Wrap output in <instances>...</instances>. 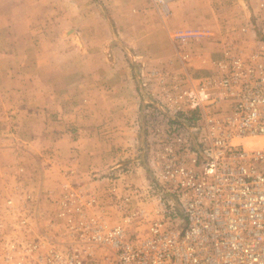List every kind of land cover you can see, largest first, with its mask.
<instances>
[{"label": "built area", "instance_id": "obj_1", "mask_svg": "<svg viewBox=\"0 0 264 264\" xmlns=\"http://www.w3.org/2000/svg\"><path fill=\"white\" fill-rule=\"evenodd\" d=\"M153 1L168 12L169 0ZM202 36L212 35L173 33L181 47ZM222 43L205 72L138 71L150 175L108 185L117 222L98 195L76 189L60 200L61 226L38 225L36 193L16 183L22 206L5 200L13 212L0 226V264H89L96 247L103 264H264V13Z\"/></svg>", "mask_w": 264, "mask_h": 264}, {"label": "crops", "instance_id": "obj_2", "mask_svg": "<svg viewBox=\"0 0 264 264\" xmlns=\"http://www.w3.org/2000/svg\"><path fill=\"white\" fill-rule=\"evenodd\" d=\"M212 1L169 0L168 10L174 9L176 16L165 20L162 15L150 13L146 0H0V56L5 55L3 40L16 51L14 58L11 50L9 65L0 64L1 71L11 67L6 77L1 76L0 104L16 106L20 121L29 122L25 133L39 137L43 146L55 147L56 159L60 158L57 153L75 154L77 192L90 185L91 193L100 195L112 223L119 214L106 197L108 185L112 181L120 188L125 182L140 184L150 175L144 159L139 177L119 179L112 175L117 166L127 175L128 164L135 159L134 150L142 147L138 71L184 66L192 73L205 72L211 58L220 55L221 37L202 36L181 47L173 33L197 29L211 34L207 29L190 26L216 21L196 18L193 10L200 3L209 6ZM245 7L250 14L236 13L222 22L240 24L242 19L247 21L254 14L264 13L256 8V0H247ZM151 26H155V32ZM72 105L77 112L81 105L84 107L83 119L77 114H63ZM57 110L62 111L59 119L61 113L52 114ZM74 126L73 133L67 130ZM6 137L0 132V168L8 162L13 167L24 162L33 168L34 162L43 159L29 147L6 144ZM2 177L6 179L4 186L15 185L11 181L19 188L25 185L26 180L12 174ZM8 197L13 198L15 209L22 206L19 191L0 196V226L5 230L10 225L8 211L13 212L6 204ZM95 211L101 214V206Z\"/></svg>", "mask_w": 264, "mask_h": 264}, {"label": "rangeland", "instance_id": "obj_3", "mask_svg": "<svg viewBox=\"0 0 264 264\" xmlns=\"http://www.w3.org/2000/svg\"><path fill=\"white\" fill-rule=\"evenodd\" d=\"M146 1H147V4H149L148 9L150 13H152L153 16L162 15L165 18V20H168L170 18L174 19V17L176 16L175 15L176 11L174 9L170 8L168 12L165 13L160 8V6L156 4L153 0H146ZM241 1H243L244 4H246L245 6H247V0H226L227 3H225V1L223 0H217V1L213 0L212 4H210L209 6H204V4L200 3L197 8L193 9L195 12L196 18H198L199 16V19L201 20H206V21L216 20V21H214L213 24H208L206 26L195 24L190 27L207 29L211 32L212 36L219 35L221 37V40L224 41V39L227 38V34H230L232 30H236V28L239 27V24L233 23V22L232 23L227 22L226 24V23H223L222 20L223 21L230 20L231 18H233V15L236 13L241 15L248 11V13L250 14V10L246 8L245 6H243ZM225 7L228 8L229 10H226ZM226 18H229V19H226ZM242 21L244 22L243 19ZM209 22H206L204 24H207ZM151 28L153 29V32L156 31L155 26H151ZM215 30H218V31L215 32ZM1 31H2V28H1ZM158 31L162 32V28L158 29ZM1 40L3 39L1 38ZM215 40L218 41L220 40V38H216ZM3 41L5 42V46H4L5 55L0 56V64L9 65L8 61H10L13 58L11 55L12 54L11 50H14L15 52L14 58L16 57V51H15V48H13L11 43L9 44L5 40ZM5 67H9V66H5ZM1 72L2 74L0 73V84L2 81L1 76L6 77L11 72V67L7 69H3V71ZM7 79L5 80V82L7 81ZM7 83H10V80H8ZM36 107L38 108V106ZM16 108H17L16 106L12 107L10 105L4 106L0 104V132L7 134L6 138L8 140H6V144H12V145L16 144V145H19L20 147H25V148L29 147L30 149L35 150L37 155L43 159H41L40 161L34 162V164L35 163L36 164L34 165L33 168L29 166L28 163H24V162H20L15 167L12 166L13 163H10V164L9 162L5 164L3 163L4 164L3 167L1 166L0 168V196L3 195V192L4 193L7 192L8 194H11L14 186L16 185V182L11 181V183L15 185L11 186L9 184V186H6V185L4 186L5 184L4 180L6 181V179H4L2 175L4 176V174L9 173L10 176L12 174V176L19 177L21 178V180L23 178V181L26 180L24 181L25 185H23L24 186L23 189L25 190L29 189L33 193H36V196H37V210L39 213L37 217L39 218L38 220L35 221V223L38 225H43L57 218L58 222L54 226L56 225L61 226V218L56 213H57L58 207L60 206V200L68 199L71 195H73V193H75V190L77 189L75 185V178L77 176V172L79 171V170L77 171V167H76L78 163L76 161L77 157L75 156L73 152H71L67 156H64V154H61V153H57V156H59L60 158L56 159L55 147L43 146L40 140L38 141L39 137H34L33 135H27V133H25V131L28 130L27 127L29 126V122L20 121L19 117L21 115H19V111L15 110ZM68 108L69 109L67 112L64 111L63 113L64 115L70 114L74 116L75 114H77V117L82 118V119L85 117V113H83L82 111L84 110V107L82 105L77 109L79 113L76 111V106L74 105L68 106ZM12 110H14L13 111L14 113H12ZM61 112L62 111L57 110L55 112H52V114L54 113L59 114ZM61 116H62V113L59 114L58 119ZM73 128H76V126L68 127L67 130L73 133L74 132V130H72ZM252 143L253 142L250 141V142H247L246 144L252 145ZM142 145H143V142H142ZM139 151H140L139 149L134 150V152H136L133 154L135 158L134 162H132V164L130 163L128 164V167H129L128 171L130 172H127L128 173L127 175L126 173L123 174V172L121 171V168L117 166L118 170L115 174H112L113 177L121 178V179L126 178V177H135V178L139 177L140 176L139 169L141 168V162L143 161L145 157V155ZM119 154L122 156L121 153ZM125 158L126 157H124L123 163H125ZM107 171L108 169L106 168V172ZM105 175L106 174L104 173L103 176ZM27 180H30V183H28ZM83 187H84L83 192H84L85 199H86L87 196L93 194L91 193L92 187L90 185L89 186L84 185ZM94 189L96 192H98L97 186H94ZM42 197L45 198L46 201H44ZM45 203H46V206L44 207ZM109 222L113 224L110 221V218H109ZM102 250L104 249H101V247L93 248V253L89 256V258L91 259L89 264H103L104 262L103 255H102L103 253L100 254V251Z\"/></svg>", "mask_w": 264, "mask_h": 264}]
</instances>
